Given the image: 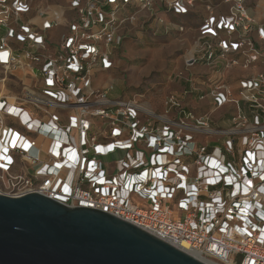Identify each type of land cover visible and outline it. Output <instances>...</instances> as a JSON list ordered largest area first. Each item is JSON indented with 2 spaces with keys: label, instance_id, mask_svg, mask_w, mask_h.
Wrapping results in <instances>:
<instances>
[{
  "label": "built area",
  "instance_id": "1",
  "mask_svg": "<svg viewBox=\"0 0 264 264\" xmlns=\"http://www.w3.org/2000/svg\"><path fill=\"white\" fill-rule=\"evenodd\" d=\"M65 1L73 18L54 43L61 15L0 0V83L31 80L0 93V194L98 210L215 264H264V22L247 0L207 6L184 61L207 73L177 74L157 114L92 78L113 68L139 12L150 33L183 32L154 7L181 17L194 0Z\"/></svg>",
  "mask_w": 264,
  "mask_h": 264
},
{
  "label": "water",
  "instance_id": "2",
  "mask_svg": "<svg viewBox=\"0 0 264 264\" xmlns=\"http://www.w3.org/2000/svg\"><path fill=\"white\" fill-rule=\"evenodd\" d=\"M0 264H207L98 210L0 194Z\"/></svg>",
  "mask_w": 264,
  "mask_h": 264
},
{
  "label": "rangeland",
  "instance_id": "3",
  "mask_svg": "<svg viewBox=\"0 0 264 264\" xmlns=\"http://www.w3.org/2000/svg\"><path fill=\"white\" fill-rule=\"evenodd\" d=\"M37 3L46 4L59 10H63L66 6L65 0H37ZM208 3H210L208 0H194L192 14L184 19L179 18L169 21L164 18L173 26L180 25L183 27V32L173 30L164 35L159 32H156V34L149 33L151 29L145 27L143 23L145 17L149 16V12H139L133 24L126 23L120 29L123 42L113 52V68L106 72L95 73L92 78L93 88L95 90H106L113 85V90L108 93L111 99L132 100L143 108L161 114L164 109L165 98L169 94H176L180 90L181 85L174 79L177 74L190 73V75L195 76L207 73L201 67L187 72L184 61L196 40L197 27L205 16V7L216 2L211 0V4ZM154 9L156 10V7ZM62 17L65 18L66 15ZM72 18L73 14L68 21ZM22 76L24 75L22 74ZM2 77L5 76L0 68V78ZM227 79L231 85L234 84L233 76ZM24 80L25 85L30 84L31 80L29 78L19 80L17 74H7L4 86L0 83V93L4 92L9 96H18ZM188 103L190 106L195 105L190 101ZM204 105L205 102L202 101L197 104L198 107ZM197 113L199 112L197 111ZM217 118L218 114H214L213 120Z\"/></svg>",
  "mask_w": 264,
  "mask_h": 264
},
{
  "label": "crops",
  "instance_id": "4",
  "mask_svg": "<svg viewBox=\"0 0 264 264\" xmlns=\"http://www.w3.org/2000/svg\"><path fill=\"white\" fill-rule=\"evenodd\" d=\"M204 1H206V0H204ZM209 1H210V3H208V4H211V0H208V2ZM215 2L216 3H214V4H211V5L207 4V5L211 6L210 8L212 9V11L215 14H224V13H226V9L227 8H226L225 5H223L221 3V0H215ZM246 5H247V8H248L249 15L255 20V22L263 23L264 22V0H247ZM156 9L158 11V14H160L163 18H165V19H167L169 21L172 20V19L177 20L179 18H182V17H173L170 14L164 13V9L162 7H160V5L158 6V3H157ZM41 10H44V11L50 13V14L55 13V14L61 15V17H60L61 18L60 19L61 20L60 21V26L58 28L53 29L52 31L49 32L51 41H53L54 43H57L59 41L60 36L62 34H64V33H66V31H67V20L72 16L73 11L70 10L67 7V3H66V6H64L63 10H59L58 8H53V7L47 6L46 4L45 5H41L40 3H37V0H34L33 13L35 14L36 12L41 11ZM206 11H205V16L207 15ZM191 14H192V9L190 10L188 16L191 15ZM63 15H66V17L63 18L62 17ZM197 29H198V27H197ZM196 34H197V31H196ZM16 74H17L18 77H20V76H22V74L26 75L28 73L26 71H25V73H22V72L18 71ZM25 78H29V77L26 76ZM24 83H25V80H24Z\"/></svg>",
  "mask_w": 264,
  "mask_h": 264
},
{
  "label": "trees",
  "instance_id": "5",
  "mask_svg": "<svg viewBox=\"0 0 264 264\" xmlns=\"http://www.w3.org/2000/svg\"><path fill=\"white\" fill-rule=\"evenodd\" d=\"M135 11V9L133 8V7H130V6H128L127 7V12L128 13H133ZM188 15H185V16H181L182 18L181 19H184V18H186ZM200 25V24H199ZM198 25V26H199ZM150 33V32H149Z\"/></svg>",
  "mask_w": 264,
  "mask_h": 264
},
{
  "label": "bare ground",
  "instance_id": "6",
  "mask_svg": "<svg viewBox=\"0 0 264 264\" xmlns=\"http://www.w3.org/2000/svg\"><path fill=\"white\" fill-rule=\"evenodd\" d=\"M4 93V92H3ZM182 248H187V245L186 244H183L182 245ZM200 259V258H199ZM202 261H204V262H206L207 264H215L214 262H211V261H209V260H203V259H201Z\"/></svg>",
  "mask_w": 264,
  "mask_h": 264
}]
</instances>
